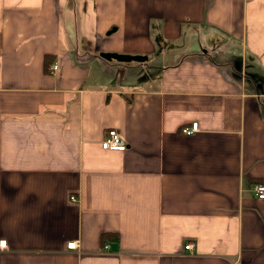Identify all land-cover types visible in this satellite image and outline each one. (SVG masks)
<instances>
[{
  "label": "crops",
  "instance_id": "1",
  "mask_svg": "<svg viewBox=\"0 0 264 264\" xmlns=\"http://www.w3.org/2000/svg\"><path fill=\"white\" fill-rule=\"evenodd\" d=\"M263 99L264 0H0V264H264Z\"/></svg>",
  "mask_w": 264,
  "mask_h": 264
},
{
  "label": "built area",
  "instance_id": "2",
  "mask_svg": "<svg viewBox=\"0 0 264 264\" xmlns=\"http://www.w3.org/2000/svg\"><path fill=\"white\" fill-rule=\"evenodd\" d=\"M57 69L56 62H53L49 68V73H54ZM197 128V122L192 121L189 126H183L180 130L182 133L189 134ZM99 145L102 149L106 150H124L126 148V142L120 132L114 128L109 127L103 132L101 139L99 140ZM253 192L257 198H264V183L263 182H255L253 184ZM71 200H75L73 195L69 196ZM5 240L0 239V246H4ZM192 242L187 241L183 244V248L191 250ZM75 241H70L66 243L67 248H75Z\"/></svg>",
  "mask_w": 264,
  "mask_h": 264
},
{
  "label": "water",
  "instance_id": "3",
  "mask_svg": "<svg viewBox=\"0 0 264 264\" xmlns=\"http://www.w3.org/2000/svg\"><path fill=\"white\" fill-rule=\"evenodd\" d=\"M113 29V28H111ZM110 30H108L109 32ZM100 56L105 57L107 59H115L117 61L121 62H127V61H141L146 58L145 55L142 54H129L124 52H115V51H101L99 52Z\"/></svg>",
  "mask_w": 264,
  "mask_h": 264
},
{
  "label": "rangeland",
  "instance_id": "4",
  "mask_svg": "<svg viewBox=\"0 0 264 264\" xmlns=\"http://www.w3.org/2000/svg\"><path fill=\"white\" fill-rule=\"evenodd\" d=\"M67 27L70 28V29H75V27H76L75 21H72L71 24H69V25L67 24ZM76 37H77V41H79V44H77L79 47L82 46V45L84 47H87V45L90 44V40H85L84 38L80 40V35H77ZM96 42H98V40H96ZM263 102H264V99H263Z\"/></svg>",
  "mask_w": 264,
  "mask_h": 264
},
{
  "label": "trees",
  "instance_id": "5",
  "mask_svg": "<svg viewBox=\"0 0 264 264\" xmlns=\"http://www.w3.org/2000/svg\"><path fill=\"white\" fill-rule=\"evenodd\" d=\"M46 58H47V56H44V61L46 60ZM48 60V59H47ZM45 62H47V61H45ZM47 66V65H46ZM46 66H44L45 68H46ZM106 234V236L108 235L107 233H105ZM104 233H102L101 235L102 236H104L105 235Z\"/></svg>",
  "mask_w": 264,
  "mask_h": 264
}]
</instances>
